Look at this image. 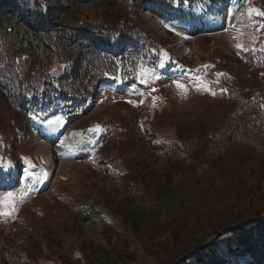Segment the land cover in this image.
<instances>
[{"label":"trees","instance_id":"16d2710c","mask_svg":"<svg viewBox=\"0 0 264 264\" xmlns=\"http://www.w3.org/2000/svg\"><path fill=\"white\" fill-rule=\"evenodd\" d=\"M72 1L0 0V81L5 79L2 83L7 87L0 90L22 116L23 123L20 129L13 119L7 121L11 135L0 128V187L9 181L18 189L21 169L34 173L36 163L29 152L13 151L10 144L21 141L26 133L34 138V124L43 123L58 108H63L69 117L88 112L91 95L105 83L119 81L139 90L154 78L166 81L174 76L200 75L206 83L212 82L214 96L232 101L233 108L229 104L219 114L221 117L212 126L215 129L212 133L201 130L202 122L179 129L177 140L183 143H174L171 150L176 152L177 165L189 166L190 171L182 172L176 181L177 173L172 167L159 174L144 167L138 171L139 164L130 161V178L123 177L125 196L118 205L109 206L121 213L125 221L135 220L131 228L136 237L140 236L146 245L150 241L149 249L156 251L155 257H163V264H183L189 258L195 264H227L228 258L216 248L217 240L224 235L229 238V252L242 259L240 264H264V199L258 192L262 190L264 177L256 175L249 182L248 161L238 154L240 150L264 159V51L261 50L264 42L238 58L249 70L243 87L237 84V75L220 68L213 78L207 79L200 66L192 68V63L168 46L169 41L162 43L149 32H141L138 24H131L136 16L134 10L149 11L153 18L168 21L163 12L152 8L153 3L184 16L188 11L193 15L196 6L225 0H108L111 11L121 16L116 9L123 7L131 17L124 18L126 21L118 26L121 31L114 35L111 25L98 26L93 32V26L81 20L76 24H57ZM249 1L251 7L264 10V1ZM257 19L264 21V16L257 15ZM140 32L139 39L134 40V35ZM99 45L109 48L104 50ZM64 76L82 80L87 90L79 92L56 83L55 80ZM1 124L4 122L0 119ZM230 153L238 156L216 163L219 156L230 157ZM216 164L219 168L213 174ZM206 173L210 175L203 177ZM142 189L147 204L134 195ZM217 192L218 197H214ZM199 228L200 244L189 249L190 245L185 242L193 232L183 233ZM164 232L167 238L161 240L158 235ZM211 238L214 241L202 243ZM137 254V246L130 248L124 244L114 251H106L105 255H84L85 264H135Z\"/></svg>","mask_w":264,"mask_h":264},{"label":"rangeland","instance_id":"374dc122","mask_svg":"<svg viewBox=\"0 0 264 264\" xmlns=\"http://www.w3.org/2000/svg\"><path fill=\"white\" fill-rule=\"evenodd\" d=\"M84 1L73 0L67 7L66 15L56 21L57 24H76L81 20L86 22L85 25H92L93 32L98 26L111 25L114 35L121 31L122 28L118 26L126 21L124 18L131 19L123 7L116 9L121 16L115 10L112 12L108 0ZM233 2L211 10L209 7L198 9V21L175 17L164 6L153 3L151 6L156 12L168 13V22L153 18L149 11L139 13L134 10L136 18L131 24H138L141 32H149L162 43L169 41L168 46L179 56L189 63L199 64L207 79L213 78L220 68L237 75V84L244 87L245 73L249 70L238 61V57L242 58L247 48L264 42V28H261L264 21H251L249 6L239 7L236 0ZM242 2L250 5L249 0ZM242 8L246 9L244 19ZM193 14H196V9ZM131 24L129 26L135 28ZM141 32L135 34L133 39L138 40ZM99 46L104 50L109 48L108 45ZM183 79L170 77L161 81L154 78L141 90L124 85L120 87L117 83L103 86L97 91L94 106L88 112L69 117L60 107L46 119L63 117L60 126L48 123L34 125V138L26 133L21 141L10 144L13 151L33 154L43 169L34 170V175L28 170L22 175L21 169L22 182L19 184L22 187L18 189L13 184L10 186L9 181L0 187V264H85V253L105 255L106 251H114L124 244L130 248L138 247L135 264H163V257H155L153 252L156 251L149 249L151 242L148 241L146 245L139 235L136 237L131 228L135 220L125 221L123 215L113 211L109 204L118 205L125 196L123 177L127 175L126 179L130 178V161L139 164L138 171H143L144 167L161 174L172 167L177 173L176 181L181 178L182 172L186 174L190 171L189 166L177 165L174 160L176 152L171 150L174 143H183L177 140L179 129L202 122L199 124L202 131L207 134L214 132L215 129L211 128L221 117L219 114L232 102L218 100L213 95L215 88L212 82L203 83L200 75L190 74ZM3 81L6 80L0 81V89H7ZM55 81L79 92L87 90V84L80 79L64 76ZM176 82L184 87H178ZM158 87L161 90L156 92ZM1 91L0 119L4 125L1 124L0 128L11 135V126L6 122L13 119L23 129L22 116L11 107ZM220 101L223 104H219ZM64 121H67V126L61 130ZM96 124L103 126L99 139L86 138L85 131L94 129ZM53 127L57 130L54 131ZM193 133L196 131L193 130ZM54 136L57 140L53 139ZM42 144L49 147L52 157L45 156L48 155L47 149L44 150L45 155L39 154ZM193 146L199 149L198 144ZM240 153L248 161L249 182L256 175L264 177V159L239 150ZM230 154V157L219 156L216 163L222 164L238 156L237 153ZM219 164L213 166V174ZM209 175L206 173L203 177ZM148 185L151 188V184ZM261 188L259 196L264 199V178ZM20 189L23 191L16 192ZM142 192L144 189L136 191L134 195L137 200L147 204ZM218 195L217 192L214 197ZM198 230L200 228L183 233L188 235L193 232L185 242L190 245L189 249L200 244L201 234ZM166 233L158 237L166 240ZM156 235L154 233L152 236L155 238ZM228 240V236L224 235L217 240L216 248L228 258L227 264H240L242 259L229 252ZM212 241L213 238L204 239L202 243ZM183 264H195V261L189 258Z\"/></svg>","mask_w":264,"mask_h":264},{"label":"snow or ice","instance_id":"6c2138e0","mask_svg":"<svg viewBox=\"0 0 264 264\" xmlns=\"http://www.w3.org/2000/svg\"><path fill=\"white\" fill-rule=\"evenodd\" d=\"M250 12L251 13H255L256 15H259V16H264V10H260V9H256V8H251L250 9ZM261 28H264V24L261 25ZM243 47V46H241ZM262 51H264V49H261ZM218 75H222V74H218ZM146 82V81H145ZM178 87H184L182 84H180L179 82H176ZM222 91H226V90H222ZM213 95H215V93H213ZM63 121V117H60V116H55L53 119H50L47 121V123L49 125H56V126H60L61 123ZM99 126H97V128L95 129H91L90 131H99Z\"/></svg>","mask_w":264,"mask_h":264},{"label":"bare ground","instance_id":"6f19581e","mask_svg":"<svg viewBox=\"0 0 264 264\" xmlns=\"http://www.w3.org/2000/svg\"><path fill=\"white\" fill-rule=\"evenodd\" d=\"M53 129H54V131L57 130V128H55V127H53ZM53 139L57 140V137L54 136ZM46 149H47V153H48V155H45V151H44V150H46ZM43 151H44V152H43ZM41 153H44V155L47 156V157H52V152H51V150H49V147L45 146V144H42V145H41V148L39 149V154H41ZM42 155H43V154H42Z\"/></svg>","mask_w":264,"mask_h":264},{"label":"water","instance_id":"95a60500","mask_svg":"<svg viewBox=\"0 0 264 264\" xmlns=\"http://www.w3.org/2000/svg\"><path fill=\"white\" fill-rule=\"evenodd\" d=\"M99 126V131H95V132H93V131H87L86 132V135L89 137V138H95V137H97L99 134H100V131H101V126L100 125H98Z\"/></svg>","mask_w":264,"mask_h":264}]
</instances>
